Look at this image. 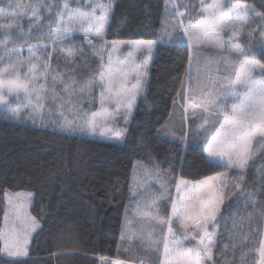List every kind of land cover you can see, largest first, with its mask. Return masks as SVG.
<instances>
[{
  "label": "snow or ice",
  "instance_id": "obj_1",
  "mask_svg": "<svg viewBox=\"0 0 264 264\" xmlns=\"http://www.w3.org/2000/svg\"><path fill=\"white\" fill-rule=\"evenodd\" d=\"M169 6L172 22L162 26L157 39L129 42L148 54L137 63L113 62L112 53L125 42L107 40L111 2L7 0L0 6V106L5 119L33 123L39 119L64 134L80 132L125 142L127 129L117 130L113 122L119 118L128 124L144 89L154 45L180 36L189 49V70L187 87L182 85L177 95L186 113L189 108L201 110L200 127L206 134L200 148L203 158L222 163L225 171L199 180L181 177L169 184L162 179L158 162H138L129 189L133 218H140V239L157 257L136 264H217L214 249L220 243L222 222L233 241L225 248L235 252L253 238L248 234L235 243V221L229 231L224 205L243 189L249 161L264 149V63L244 42L245 36L252 40L256 35L264 41V0L259 9L239 0H166V9ZM77 33L80 45L73 39ZM88 53L98 57L94 69ZM222 63L226 74H221ZM257 69L260 80L254 75ZM32 195L5 193L8 207L0 227V252L9 257L29 255L31 233L39 227L27 212ZM254 195L248 193L246 203ZM130 224L126 215L125 228ZM256 233V247L248 249L252 256L242 252L241 264H264V228Z\"/></svg>",
  "mask_w": 264,
  "mask_h": 264
},
{
  "label": "trees",
  "instance_id": "obj_2",
  "mask_svg": "<svg viewBox=\"0 0 264 264\" xmlns=\"http://www.w3.org/2000/svg\"><path fill=\"white\" fill-rule=\"evenodd\" d=\"M57 2L62 4L63 0ZM239 2L254 4L257 9L261 6V0ZM162 26L163 0H115L106 26L107 40L129 43L157 39ZM73 39L77 45L82 42L79 35ZM154 46L149 78L124 145L59 134L10 121L4 118L5 113H0V227L6 208L5 193L23 191L33 193L31 212L40 225L28 257L11 259L0 252V264H13L18 259L21 264H136L141 255H153L151 260H156L154 250L150 252L146 246L147 251L142 250L136 223L132 228L134 236L127 238L124 233L135 163L151 159L169 176L187 180L225 171L224 167L205 161L200 150L204 142L192 137L190 129L186 130L188 124H184L181 144L158 136L160 128L172 121L174 107L183 106L177 93L182 85L187 87L189 49L180 36L171 42L165 37L164 42ZM255 57L264 63V51ZM86 59L94 69L98 57L88 53ZM198 114L184 111L188 120ZM242 206L249 207L250 202ZM224 215L227 228L232 231L235 219L229 210ZM249 219L251 223L259 221L255 213ZM261 221L264 223V217ZM254 227L251 226L252 231ZM247 235L234 236L235 243L239 245ZM250 235L253 238L233 252L231 247L225 248L233 241L223 224L220 243L214 249L217 264H241L242 252L250 259L252 253L248 249H254L259 239L256 232Z\"/></svg>",
  "mask_w": 264,
  "mask_h": 264
},
{
  "label": "rangeland",
  "instance_id": "obj_3",
  "mask_svg": "<svg viewBox=\"0 0 264 264\" xmlns=\"http://www.w3.org/2000/svg\"><path fill=\"white\" fill-rule=\"evenodd\" d=\"M163 1H164V25H166V24L172 22V18L169 15V13L172 12V8L169 6L166 9V7H165L166 0H163ZM25 2H27V0H25ZM85 2H87V0H85ZM100 2L105 3V4L111 2V6H112V10H113L115 0H100ZM194 2L198 3V0H194ZM227 2L236 3L237 1L227 0ZM6 3H7V0H0L1 6H6ZM111 13H110V16H111ZM110 16H109V18H110ZM77 35L81 36L79 33H77V34H74V37ZM244 42L249 48L252 49V53L255 56H256V54H260L264 51V47H262V44H264V41L261 40L259 35H256L252 40H248V38L245 36ZM155 52H156V47L154 46L153 52L151 55V59L149 60L148 65H147L146 74L144 76V80H146V81L149 78V71H150L152 62H153L154 57H155ZM147 55L148 54H147L146 50L137 51L135 49V47L132 45V43H124V44L119 46L118 52L112 53V59H113V62H115L117 59H120L121 61L128 59V60H134L135 62L139 63V62L143 61L147 57ZM200 63H201V67H203L204 58H201ZM224 67L225 66L222 63L221 64V74H226L224 72ZM195 71H196V64L194 63L193 64V73H195ZM254 75H255L256 80L262 79L260 72H259V69L255 70ZM144 90H145V85H144V89L141 92L140 96H138V98H137L135 107H134L133 112H132V116L129 118L128 124H125L123 119H119V118L117 121L113 122V127L115 129L121 130V131L124 130L125 128L127 129V132L125 133L126 138L128 136V133H129L131 125H132V120H133V116H134L136 107L138 105V102H139L141 96L144 93ZM229 102H231L230 97H229ZM193 111H195L196 113H199V114L197 116H189V120H188L187 117H185V115H184L183 106H180V104L175 106L173 109V112H172V116H171L172 121L165 124L162 128H160V130L158 132V136L169 141V142H171V143L181 144L182 143V130L185 128L184 124L186 123V124H188V125H186V130L190 129V131L192 132V135H193L192 137L194 139L196 138V139H199V140L204 142V138H205L206 134L204 133L203 129L200 127V125L202 123V120H201L202 112H201V110L200 109L193 110V109L189 108L187 113L185 112V114L193 113ZM0 113H5L3 106H0ZM49 119H51V118H49ZM210 119H214V117H210ZM8 120L13 121V122H19L22 124H28V125L36 126L39 128H43L45 130H52V131H55L59 134H64V133H61L58 129H56L53 124L42 123L39 119L35 123H33L31 120L26 119V118L23 120H16V119H8ZM206 127L209 128V131L212 130L210 125H208ZM71 136H78V137L88 138L91 140H99V141L114 143V144H118V145H124L126 142V140H125V142H118V141H115L114 139L101 137L99 135L92 136V135L82 134L80 132H76V133L72 134ZM208 162L211 164H215V165H219V166L223 167L222 163H219L217 161H208ZM137 167H138V162L135 163L134 169H136ZM133 174H134V172H133ZM137 175H139V173H137ZM162 179H164L166 183L170 184L173 179H176V177L174 175L169 176L166 172L163 171ZM228 182H229V184L234 183V181L231 179H229ZM263 186H264V149H260V150L256 151L255 155L253 156V159L251 161H249V166H248V169L246 171L245 178L243 181V189L237 190L238 191L237 195H233L232 197H230L229 199H227L225 201L224 212L229 210L230 215L233 216L235 219V220H233V222L235 221V225H236V227L234 229V236H244V235L250 234L251 232H256V229L261 227V226L264 227V223H263V221H261V219H263V217H264ZM157 187H158V185H157ZM241 192L243 194H239ZM18 193L27 194V193H31V192L23 191V192H18ZM248 193H255V195L250 200L247 201V202H250V206L245 207L242 205L246 204L245 196H247ZM8 194L10 196H14L16 193L10 192ZM33 198H34V195H32L28 199V203H27V212L31 217H34L32 212H31V207L33 204ZM21 199H23V197H21ZM239 205H240V207H239ZM7 207H8V204H7V200H6V208ZM134 212H135V206L131 202L130 214L127 216L129 221H131V224L129 225V227L127 229H125V232H124L125 236L127 238L134 236V234L132 233L133 224L134 223L137 224L139 222L140 223L138 224V226L136 225V231L138 232V234L140 236L139 228H140L141 220L139 217H135V219L133 218ZM254 213L257 217V221L258 220L259 221L251 223V220L249 218H250L251 214H254ZM260 221H261V223H260ZM37 224H38V222H37ZM222 225L220 227V233H221ZM252 225L255 226L253 231L251 230ZM39 229H40V225H39V227H37L35 229V231H33L31 233L28 248L31 245L32 238L38 232ZM232 231H233V228H232ZM129 232H131L132 235H129ZM156 234H157V236L159 235V228H158V231H156ZM143 249L145 251H147V248L145 247L144 243H142V250ZM3 254L8 258L16 259V257H9L4 252H3ZM140 258L141 259L144 258V260L147 261L148 258H149V260H151V258H153V255L147 256V257H144L143 255H141ZM113 263L114 264H126V263H121L118 261H114Z\"/></svg>",
  "mask_w": 264,
  "mask_h": 264
},
{
  "label": "crops",
  "instance_id": "obj_4",
  "mask_svg": "<svg viewBox=\"0 0 264 264\" xmlns=\"http://www.w3.org/2000/svg\"><path fill=\"white\" fill-rule=\"evenodd\" d=\"M139 223H140V222H139ZM139 223H137V226H138ZM124 230H125V229H124ZM132 231H133V229H132Z\"/></svg>",
  "mask_w": 264,
  "mask_h": 264
}]
</instances>
